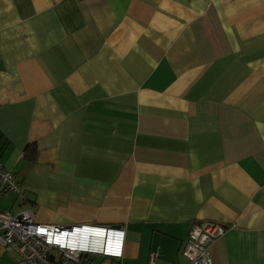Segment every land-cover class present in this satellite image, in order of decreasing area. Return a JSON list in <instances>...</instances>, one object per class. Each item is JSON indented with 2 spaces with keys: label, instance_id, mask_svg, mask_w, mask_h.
Returning <instances> with one entry per match:
<instances>
[{
  "label": "crops",
  "instance_id": "obj_1",
  "mask_svg": "<svg viewBox=\"0 0 264 264\" xmlns=\"http://www.w3.org/2000/svg\"><path fill=\"white\" fill-rule=\"evenodd\" d=\"M0 162V210L125 229L82 264H191L205 220L264 264V0H0Z\"/></svg>",
  "mask_w": 264,
  "mask_h": 264
},
{
  "label": "built area",
  "instance_id": "obj_2",
  "mask_svg": "<svg viewBox=\"0 0 264 264\" xmlns=\"http://www.w3.org/2000/svg\"><path fill=\"white\" fill-rule=\"evenodd\" d=\"M11 191L23 197L12 171L0 162V196ZM225 226L214 220L194 222L182 247L191 264H212L209 245ZM125 229L121 225L82 222L69 225L38 221L31 208L0 210V246L18 253L27 264H82L83 254L120 258ZM157 252L149 253L154 264Z\"/></svg>",
  "mask_w": 264,
  "mask_h": 264
}]
</instances>
